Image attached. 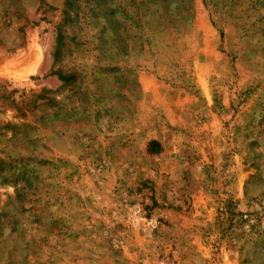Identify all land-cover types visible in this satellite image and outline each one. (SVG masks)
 Segmentation results:
<instances>
[{
  "label": "rangeland",
  "instance_id": "obj_1",
  "mask_svg": "<svg viewBox=\"0 0 264 264\" xmlns=\"http://www.w3.org/2000/svg\"><path fill=\"white\" fill-rule=\"evenodd\" d=\"M0 264H264V0H0Z\"/></svg>",
  "mask_w": 264,
  "mask_h": 264
}]
</instances>
